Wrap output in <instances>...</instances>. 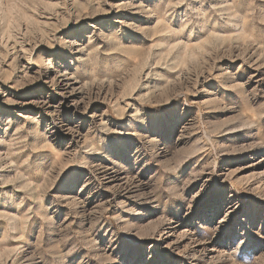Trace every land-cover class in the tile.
Instances as JSON below:
<instances>
[{
    "label": "rangeland",
    "instance_id": "obj_1",
    "mask_svg": "<svg viewBox=\"0 0 264 264\" xmlns=\"http://www.w3.org/2000/svg\"><path fill=\"white\" fill-rule=\"evenodd\" d=\"M0 264H264V0H0Z\"/></svg>",
    "mask_w": 264,
    "mask_h": 264
}]
</instances>
